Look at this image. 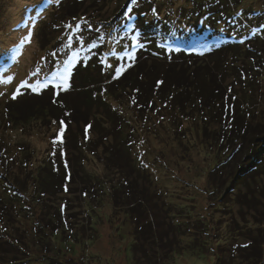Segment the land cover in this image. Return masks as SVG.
Wrapping results in <instances>:
<instances>
[{
	"label": "rangeland",
	"instance_id": "1",
	"mask_svg": "<svg viewBox=\"0 0 264 264\" xmlns=\"http://www.w3.org/2000/svg\"><path fill=\"white\" fill-rule=\"evenodd\" d=\"M58 1L0 0V160L7 162L6 167L0 168V176L6 177L24 196L35 192L31 184L35 181L33 176L50 169L48 152L59 128L50 117H32L22 124L13 123L2 112L4 105L11 104L12 109L18 112L19 108L29 105L47 107L48 103L56 104L52 103V99H60L70 107L77 104L84 108V102L80 101L81 91L96 85H88L90 78L109 79L102 85L105 91L116 80L113 75L118 64L125 65V73L132 66L142 63L150 88H156L158 81L162 88L166 85L161 80L164 65L159 61H166L168 57H160L159 61L150 57L153 53L149 52V48L156 45L148 38H142L139 17H132L143 9V0H95L98 7L88 5L82 16L68 19L73 28L68 31L64 26L60 28V35L44 50L39 28L48 20L50 10ZM192 1L160 0L157 7L148 3L146 9L156 8L155 12H160L159 16L167 20L181 18L180 25L188 30L195 26V19L201 21L209 16L203 13L201 18L197 9L199 5L195 3V8L190 4ZM232 1L236 5L231 8L236 12L233 18L229 17L221 25L205 20L201 29L207 34L206 43L220 42L228 50L242 47L244 54L251 55L250 65L254 75L243 72V67L248 68L247 64L240 71L241 75H250L251 84L244 91L233 86L229 89L227 81L220 82L221 75H212V81L218 80L213 98L221 97L223 102L208 110L203 119L195 115L197 111L193 114L194 111L188 109L184 115L177 116L176 109L170 111L175 101L173 98H166L164 103L152 101L149 89L142 84L141 91L131 89V93L123 99H109L113 106H118L123 116L120 120L122 126L111 119L102 127L93 124V142L80 151L73 137L81 129L74 127L66 134L67 141L62 144L70 160V173L48 171L53 176L52 182L57 185L46 183L40 186L43 190L39 188L40 192L33 196L38 206L31 205L30 200L25 212L15 215L12 211L8 218L13 224L5 225V220L0 219V264H133L131 226L127 219H121V210H115L116 215L111 213L109 197L105 195L111 186L105 183V189L99 191L98 187L90 186V190L83 195L79 191L80 175L75 168L78 163H82L86 171H95L98 178L109 177L117 182L119 176H115L119 174L126 186L133 185L135 199H141L140 190L145 186H150V190L158 188L165 199L173 193L174 212L179 218L187 214L193 220L195 212L189 214V210L196 209L195 204L198 203L197 212L211 216L208 226L212 228H208V236L212 238L227 236L229 229L235 226L238 229L235 232H249L250 238H255L264 230L257 231L258 227L264 226V210L261 211L264 209V151L259 152L260 147H264V0ZM88 2L86 0L84 6ZM155 16L157 14L152 17ZM220 17L223 19L225 16ZM115 21L120 22L129 40H134L139 49L133 51L127 42L118 39ZM76 24L80 25V29L74 31ZM29 33V40L23 41ZM117 41L122 43L121 47L115 45L119 44ZM101 51H106L104 58ZM206 52L204 49L203 55ZM60 53L65 54L68 60L63 56L59 60L57 56ZM131 56L134 57L129 58ZM60 74L66 77V81L59 78ZM133 74L138 82H143L138 72ZM37 76L43 79V85H33ZM228 80L234 83L235 79ZM18 88L16 99L10 100ZM187 94L189 92L185 91L179 95L177 102L187 101ZM204 102L208 105L209 100ZM99 113L103 115V107ZM112 117L111 114L109 118ZM224 120L233 124L234 132L240 135L239 141L234 140L236 133L233 134L229 126L224 128L219 124ZM121 128L126 136L122 140L128 150L126 158L109 153L112 151L109 149L112 131L118 133ZM118 144L120 141L116 146ZM257 153L262 154L255 159ZM233 166L236 167L233 169ZM240 168L243 180L234 181L235 190L231 192V182L236 175L234 170L237 172ZM164 171L167 177L161 175ZM1 180L0 198H7L9 184ZM167 181L170 189L164 187ZM237 198L248 200L249 206L242 201L241 207ZM15 208L19 211L18 204ZM238 209L242 214L238 213ZM15 224L17 227H13ZM56 231H60L61 236L55 234ZM51 233L55 252L52 241L48 240ZM259 238L257 242L263 241ZM41 239L49 241V244ZM218 240H210L207 246H203L204 251L184 249L174 252L159 264H214V249L217 246L212 248V242ZM259 264H264V256Z\"/></svg>",
	"mask_w": 264,
	"mask_h": 264
},
{
	"label": "trees",
	"instance_id": "2",
	"mask_svg": "<svg viewBox=\"0 0 264 264\" xmlns=\"http://www.w3.org/2000/svg\"><path fill=\"white\" fill-rule=\"evenodd\" d=\"M85 1L86 0H60L55 4V6L50 10V17L48 20L46 19L47 21L45 23H41L43 26H39V39L41 46L44 47V50L50 43H52V41H54L58 35H60V28L69 25L70 22H68V19H73L80 15L82 16L85 13L84 8H86L88 5L91 8L98 7V1L89 0L88 4L84 6ZM143 1V9L137 11V15H133L132 17H139V23H141L140 26L143 29L142 38H148V40H151L156 45L151 47L149 46V52L153 53V55H150V57L157 61H159L158 58L160 59V57H168V60L165 59L166 61H159L164 65H161L163 66L161 68V80H164L166 84L163 88L161 87L160 83H157L156 88H150L146 83L147 77L146 72L143 70L144 67L141 65L142 63L136 64V62V65L132 66V64V67L127 70L129 72L126 71L123 73L122 77H119L113 82L112 79H110L112 84H110L105 91H103L102 85L103 83L108 82L109 79H104L103 81L99 78H90L91 82H89L88 85H96L95 87L90 86V89H83L84 91H81L82 96L80 101L84 102V108L77 106V104H72L71 107L73 106V108H71L65 100L62 101L60 99H52V103L56 102V104L48 103L47 107L29 105L27 107L19 108L18 112L12 109L14 107L11 104H7V106L4 105V108L2 107V112L4 115L13 123L22 124L23 121H26L32 117H35L36 119L39 117L42 119H47L50 117L52 120H54V122H56V125L59 129L61 127L64 129L63 133L61 134L62 141L57 142L55 145L53 144V141L50 143L51 147L48 152V162L50 163V169H48L46 172H39V174L33 176L35 181H31V184H33L35 192L32 195H21V192L15 190V186L12 184V182H9L6 177L1 178L2 176H0V181L3 179L5 182H7L6 184H9L7 189L10 192L8 194L6 193L7 198H0V219L5 220V225H8V223L13 224L12 220H9L12 215V211L15 213V215L25 212V210L29 208L28 204L30 200L32 201L31 205L38 206L37 200L33 196L39 193L40 189L43 190V188L40 186H43L46 183H54V185H57V183L52 182L53 176L49 174L48 171L58 170L61 173H70V160L68 156H66V150L64 149L62 142L67 141L68 136H66V134L70 132L72 128L78 127L81 129V131L77 132V134H75L73 137L75 141H77V145L80 146L77 148L80 151L82 147H86L88 144H92L93 142L91 140V130L93 124H97V126L102 127L104 126L105 122H108V120L111 119L112 122H118V124L122 126L120 120L123 119V116H121L118 106H113L110 103L111 100L114 101L123 99L126 94L129 95L131 93V89L141 91L140 88L142 84L147 86L149 89V96L153 98L152 101L164 103L163 101L166 98H173L175 100V104H172V109L170 111L172 112L173 109H176L179 113L177 116L184 115L185 111L188 109L194 111L193 114L197 111L195 115H200V117L203 119L206 116V112L208 110H213L215 107H217V105H219L220 101L223 102V98L221 97L219 98L218 96H215L213 98L214 95L212 93L214 90H216L218 80L212 81V75H221L222 77L220 82L227 81V84L230 86L228 87L229 89H232L233 86L244 91L247 88V85L251 84L249 83L251 80L248 79L250 75H241L240 73L242 66L247 64L248 68L243 67V72H248V74H251V76L254 75V70L250 65L251 55L247 56V54H244L242 47L239 49L230 48L228 50V47L222 45L220 42L217 43L214 41L206 43L205 37L207 34H204L203 29H201L202 24L206 23L205 20L210 23L213 22L221 25L223 21L225 24L227 22L225 20L229 17L233 18L236 12L231 10V8L233 9L236 7V5L232 0H193L190 4L194 5L196 3L199 5L197 9L200 11L199 15L201 18L203 13H208L209 16L207 18L201 19V21L198 20V18L195 19V26L188 30L185 26L180 25V21H182L181 18H170L167 20L165 19L166 17L159 16L160 12H155L156 8L146 9V4L149 3L150 5L154 4L156 6L158 4L157 2L160 0ZM229 2H231L232 7H230ZM194 7L196 8L195 5ZM156 14L157 16H155V18L152 17ZM220 16L225 17L222 19ZM135 20H132V22L136 23ZM114 23L116 29L119 32L117 33L118 39H120L122 42H127L130 49L133 51L139 49L140 46H137V43L135 44L134 40H129L127 33H125V28L119 24L120 22L115 21ZM68 29L69 28L66 27L65 31H68ZM227 31L232 34L229 30ZM229 33H227V35H229ZM117 42H119V44L115 43V45L121 47L119 45H122V43H120V41ZM145 47L146 49L148 48V46H143V48ZM229 47H232V43H229ZM204 49H206L208 52H206L207 54L205 55H203ZM223 52H225V54L222 55L221 53ZM241 53L244 54L242 57L240 56ZM105 55H107L106 51H101V57L104 58ZM62 56L65 60H68L65 57V54L60 53V55L57 57L59 59ZM133 57L134 56H131L129 58ZM146 61L147 60H145V62ZM134 71L139 73L140 77L143 79V82L140 80L138 82L136 75L134 76L133 74ZM243 76L246 78V80ZM228 78L235 79L234 83L236 85L234 86V83L229 82ZM42 81L43 79L37 76L32 83L35 86L43 85L44 83ZM30 89L34 90L36 88L31 87ZM185 91L189 92V94H187L188 100L184 102L182 101L181 103L177 102L179 100L178 96L183 95ZM9 99L15 100L16 97H10ZM205 100H209L207 103L208 105L205 104ZM94 105L96 106V109L92 110ZM102 107L103 115L99 113V110ZM197 108L198 110H196ZM109 112L110 115L112 114V118H109ZM222 122L223 123L219 121V124L222 127L225 128L226 126H229L230 131L233 134L236 133L233 130V124H230V122L227 120ZM119 132L120 134H118ZM118 133L117 131H112L113 139L109 148L112 151L109 153H117L123 158H126V151L128 150L125 149V145H123L122 141L124 138H126V136L122 128L118 130ZM239 139H241L240 135L236 133L234 135V140L239 141ZM119 141L120 144L116 146ZM262 150L264 151V147H260L259 152ZM261 154L257 153L255 159H257V157L259 158ZM6 166L7 162L5 160H0V168H4ZM235 167L233 166L232 168L234 169ZM75 168L77 169L76 172L80 175L81 184H79V191H81L83 195H85L90 190V186L91 188L92 186L95 188L98 187V191L105 189V183L111 186L109 192H105L106 197H109L108 200L110 202L111 208L113 209V211L111 209V213L113 212V214L116 215L117 213L115 210H121V219H124V221L127 219L131 226V252L133 264H159L164 260L163 258H169L172 253L181 252L184 249H198L204 251L203 246H207L209 241L214 239H219L217 242H212V248L217 246V248L214 249V254L216 257L214 264H259L263 260L264 230H262L259 235L255 236V238H250L248 235L249 232L247 234L240 231L235 232V230H238L235 226L234 229H229L227 236H213L212 238L208 236L209 230L212 228L211 226H208L211 216H203L200 212H197V206L199 205L198 203L195 204L196 209L189 210V214L195 212L194 216L196 215V217H194L193 220L191 219V216L187 214L182 215L179 218L177 213L174 212L176 206L173 204L175 203L173 200L174 197L172 196L173 193H170L165 199L164 196H161L160 190H158V188H153L150 190V186H145V189L143 187L140 190L141 199H135L134 195L136 191L133 188V185L130 184L129 186H126L124 181H122V178L120 179L119 174L115 176L117 178L119 176V180L115 182L113 178L109 177L98 178L95 171H86L82 166V163L76 164ZM241 168L240 171L238 170L237 172L234 170L236 175L233 177L234 180L231 182V185H233V188H230L231 192L235 190L236 183H234V181L236 182L238 180H243L244 175L243 171H241ZM1 172L0 174H2ZM165 172L166 171H164L161 175L166 176ZM209 176H212V172L209 174ZM168 181L170 182L171 180ZM168 181L164 186L166 189H170L168 186ZM129 188L131 189L130 192H128ZM200 191L201 193H204L203 190ZM240 199L237 198L238 205L240 204L241 207H243V202L244 204L246 203L248 205V200L244 201L243 198ZM16 204H18L19 211L15 208ZM176 204L181 205L179 203ZM172 205L174 207H172ZM253 207L256 209V205H253ZM238 210L240 211V209ZM263 210L264 209L261 211ZM238 213H241V211ZM13 227H17V225L15 224ZM262 228H264V226L261 228L258 227L257 231H260ZM54 233L61 236L60 231H56ZM51 236L52 233L48 236V240L52 241L53 252H55ZM259 236L263 241L257 242ZM201 237L203 240H201ZM240 239L244 241H239ZM49 241L43 240V242L47 244H49Z\"/></svg>",
	"mask_w": 264,
	"mask_h": 264
},
{
	"label": "snow or ice",
	"instance_id": "3",
	"mask_svg": "<svg viewBox=\"0 0 264 264\" xmlns=\"http://www.w3.org/2000/svg\"><path fill=\"white\" fill-rule=\"evenodd\" d=\"M154 11H155V10H154ZM74 19H75V18H74ZM80 19H84V18L81 17ZM66 27H68L69 29H72V28H73V25L69 24V25H66ZM79 29H80V25H79V24H76V25H75V28H74V31H75V30H79ZM30 35H31V33H29L28 36H25V37L23 38V41H28L29 38H30ZM69 38H71V36H70ZM81 39H83V37H81ZM98 39H102V38H99V37H98ZM109 67H112V65H109ZM124 70H125V65H119V64H118L117 66H115V68H114L113 79H117V78H119V76L123 73ZM65 71H67V70H65ZM59 78L62 79V80H65V81H66V77H65L63 74H60ZM157 83H161V82L158 81ZM18 91H19V88L17 89V92H14V93H13V98H15L16 94L18 93ZM134 102H135V101H133V103H134ZM63 131H64V129H63V127H61V128L59 129V133L56 135L55 139L53 140V144H54V145H55L58 141H60V139H61V134L63 133Z\"/></svg>",
	"mask_w": 264,
	"mask_h": 264
}]
</instances>
